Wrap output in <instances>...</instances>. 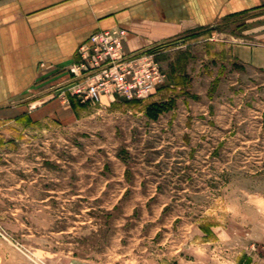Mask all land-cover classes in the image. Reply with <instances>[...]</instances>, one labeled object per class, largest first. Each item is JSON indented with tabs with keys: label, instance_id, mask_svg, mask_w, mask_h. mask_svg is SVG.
<instances>
[{
	"label": "rangeland",
	"instance_id": "374dc122",
	"mask_svg": "<svg viewBox=\"0 0 264 264\" xmlns=\"http://www.w3.org/2000/svg\"><path fill=\"white\" fill-rule=\"evenodd\" d=\"M232 29L142 104L62 85L0 119V264H264V70L208 52Z\"/></svg>",
	"mask_w": 264,
	"mask_h": 264
},
{
	"label": "crops",
	"instance_id": "0c3cea01",
	"mask_svg": "<svg viewBox=\"0 0 264 264\" xmlns=\"http://www.w3.org/2000/svg\"><path fill=\"white\" fill-rule=\"evenodd\" d=\"M229 26L209 56L264 70V0H0V119L15 118L21 107L59 111L58 100L47 96L67 86L64 68L96 31L124 28L126 52L159 47L160 64L173 71L191 60L187 45ZM185 36L182 50H160Z\"/></svg>",
	"mask_w": 264,
	"mask_h": 264
},
{
	"label": "built area",
	"instance_id": "2783aa9c",
	"mask_svg": "<svg viewBox=\"0 0 264 264\" xmlns=\"http://www.w3.org/2000/svg\"><path fill=\"white\" fill-rule=\"evenodd\" d=\"M126 30L121 27L94 32L78 48L77 59L69 66V93L79 101L147 100L165 84L167 74L157 59V51L124 50Z\"/></svg>",
	"mask_w": 264,
	"mask_h": 264
},
{
	"label": "trees",
	"instance_id": "16d2710c",
	"mask_svg": "<svg viewBox=\"0 0 264 264\" xmlns=\"http://www.w3.org/2000/svg\"><path fill=\"white\" fill-rule=\"evenodd\" d=\"M171 44L172 43L169 42V43L165 44L164 46L169 47V46H171ZM158 48L156 47V48H153L151 50L152 51H158ZM126 101L129 103H137V104L143 103L141 100H126ZM175 102L176 101L174 98H170V99H168V101H151V102L144 105L145 106V114L150 119L157 120L162 113L172 109Z\"/></svg>",
	"mask_w": 264,
	"mask_h": 264
}]
</instances>
